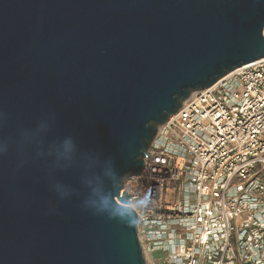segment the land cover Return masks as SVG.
<instances>
[{
	"label": "water",
	"instance_id": "95a60500",
	"mask_svg": "<svg viewBox=\"0 0 264 264\" xmlns=\"http://www.w3.org/2000/svg\"><path fill=\"white\" fill-rule=\"evenodd\" d=\"M262 57L264 0H0V264H148L125 179Z\"/></svg>",
	"mask_w": 264,
	"mask_h": 264
},
{
	"label": "built area",
	"instance_id": "2783aa9c",
	"mask_svg": "<svg viewBox=\"0 0 264 264\" xmlns=\"http://www.w3.org/2000/svg\"><path fill=\"white\" fill-rule=\"evenodd\" d=\"M127 178L148 264H264V57L194 91Z\"/></svg>",
	"mask_w": 264,
	"mask_h": 264
},
{
	"label": "rangeland",
	"instance_id": "374dc122",
	"mask_svg": "<svg viewBox=\"0 0 264 264\" xmlns=\"http://www.w3.org/2000/svg\"><path fill=\"white\" fill-rule=\"evenodd\" d=\"M125 187H127L129 184L127 183V179L124 181Z\"/></svg>",
	"mask_w": 264,
	"mask_h": 264
},
{
	"label": "clouds",
	"instance_id": "9594fccd",
	"mask_svg": "<svg viewBox=\"0 0 264 264\" xmlns=\"http://www.w3.org/2000/svg\"><path fill=\"white\" fill-rule=\"evenodd\" d=\"M132 223H134V222H132Z\"/></svg>",
	"mask_w": 264,
	"mask_h": 264
}]
</instances>
